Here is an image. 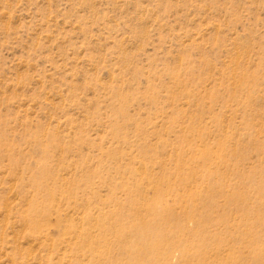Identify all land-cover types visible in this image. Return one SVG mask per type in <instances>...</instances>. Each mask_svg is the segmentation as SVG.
I'll return each mask as SVG.
<instances>
[{"label":"rangeland","instance_id":"rangeland-1","mask_svg":"<svg viewBox=\"0 0 264 264\" xmlns=\"http://www.w3.org/2000/svg\"><path fill=\"white\" fill-rule=\"evenodd\" d=\"M117 234L264 264V0H0V264Z\"/></svg>","mask_w":264,"mask_h":264},{"label":"bare ground","instance_id":"bare-ground-1","mask_svg":"<svg viewBox=\"0 0 264 264\" xmlns=\"http://www.w3.org/2000/svg\"><path fill=\"white\" fill-rule=\"evenodd\" d=\"M150 229L151 227H147L146 229H144L143 233L144 234L149 233ZM101 231L104 233V235H106V231L103 228H101ZM115 237L118 240L117 243H119L120 255L127 254L128 255L127 257H129V261L132 262L133 264H153L152 256H154V253L156 252V247L154 246V242L152 238H147L146 243L148 244H144V246L141 247L140 249H134L135 247L133 243H130L128 245V243L126 242V240H124L121 234H117ZM161 249L160 251L162 252V254L159 255H161L160 256L161 260L162 262H164V260L166 261V256H165L166 253Z\"/></svg>","mask_w":264,"mask_h":264}]
</instances>
